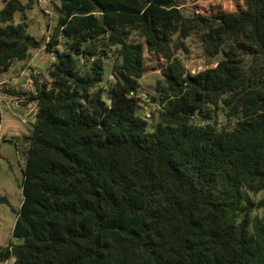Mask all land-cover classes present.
<instances>
[{
	"label": "trees",
	"instance_id": "1",
	"mask_svg": "<svg viewBox=\"0 0 264 264\" xmlns=\"http://www.w3.org/2000/svg\"><path fill=\"white\" fill-rule=\"evenodd\" d=\"M3 3L0 76L42 46L25 21L36 0ZM60 3L0 264H264V0L190 17L176 0ZM195 36L223 59L190 75L177 52ZM146 49L167 62L152 131L137 114Z\"/></svg>",
	"mask_w": 264,
	"mask_h": 264
},
{
	"label": "rangeland",
	"instance_id": "2",
	"mask_svg": "<svg viewBox=\"0 0 264 264\" xmlns=\"http://www.w3.org/2000/svg\"><path fill=\"white\" fill-rule=\"evenodd\" d=\"M176 5L186 17L205 16L242 9L244 0H176ZM60 6V0H36L34 9L26 13L25 21L30 34L42 46L33 51L29 61L16 62L9 72L0 76V246L4 247L11 242L18 243L13 237V229L24 199V159L22 153H17L15 140L19 138L23 143L26 136H31L38 104L31 99V95L37 96L38 88L50 84L49 70L55 62V56L48 51V47L56 31ZM3 7V0H0V12ZM22 19L21 14L15 15L16 23ZM134 37L137 39V36ZM62 49L63 46H60L59 50ZM111 56L105 60L102 86L106 88L113 82L112 70L117 58L115 48ZM177 56L186 74L190 75L215 68L223 59L222 54L208 58L197 36L186 41V48L178 51ZM246 62L248 68L256 66L250 58ZM166 67L167 62L161 55L145 50L144 76L139 81V94L143 96V102L137 108V114L148 121L150 131L158 123V111L162 106L156 101L161 98L156 89L158 81L164 82L163 70ZM262 78L264 80V76ZM220 122H223V117Z\"/></svg>",
	"mask_w": 264,
	"mask_h": 264
},
{
	"label": "built area",
	"instance_id": "3",
	"mask_svg": "<svg viewBox=\"0 0 264 264\" xmlns=\"http://www.w3.org/2000/svg\"><path fill=\"white\" fill-rule=\"evenodd\" d=\"M113 78V77H112ZM139 97H141L142 98V100H143V96L142 95H139ZM145 99V98H144ZM142 103H140L139 105H141ZM37 112H38V104H37ZM37 112H36V115H37ZM151 115H149V117H150ZM14 259L13 258H11V259H9V260H6L3 264H14Z\"/></svg>",
	"mask_w": 264,
	"mask_h": 264
}]
</instances>
